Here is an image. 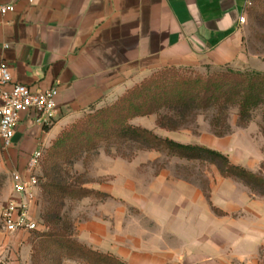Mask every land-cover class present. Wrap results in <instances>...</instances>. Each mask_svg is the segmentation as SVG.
Listing matches in <instances>:
<instances>
[{
  "label": "crops",
  "instance_id": "obj_1",
  "mask_svg": "<svg viewBox=\"0 0 264 264\" xmlns=\"http://www.w3.org/2000/svg\"><path fill=\"white\" fill-rule=\"evenodd\" d=\"M250 1L18 0L0 23V64L10 68L14 83L57 88V113L48 126L32 112L21 113L14 146L3 155L22 170L33 151L67 125L164 68H221L238 61L244 53L239 18ZM149 125L143 124L160 136L194 143L179 131ZM111 161L107 182L92 187L108 200L75 222L80 242L127 264H260L264 199L229 188L230 178L206 194L165 169L139 172L148 161ZM29 233L0 229V264H30Z\"/></svg>",
  "mask_w": 264,
  "mask_h": 264
},
{
  "label": "trees",
  "instance_id": "obj_2",
  "mask_svg": "<svg viewBox=\"0 0 264 264\" xmlns=\"http://www.w3.org/2000/svg\"><path fill=\"white\" fill-rule=\"evenodd\" d=\"M181 71L182 68L167 67L153 73L112 105L80 119L59 134L46 159V176L41 184L44 202L41 219L47 230L38 236L37 244H32L33 264H64L66 260L83 264H127L80 242L72 225L60 217L66 198L84 197L88 192L78 182L64 179L60 175L62 166L78 158L80 153L96 149L100 142L133 144L138 150L207 160L217 166L223 177L238 179L252 192L264 196V177L231 162L223 152L164 138L130 123L136 117L155 114L159 128L178 131L186 128L198 114L213 111L210 121L213 133L224 137L230 133L227 119L231 109L237 110L240 127L248 125L256 109H263L264 121V72L227 68L207 76H193ZM262 132L264 135V126Z\"/></svg>",
  "mask_w": 264,
  "mask_h": 264
},
{
  "label": "rangeland",
  "instance_id": "obj_3",
  "mask_svg": "<svg viewBox=\"0 0 264 264\" xmlns=\"http://www.w3.org/2000/svg\"><path fill=\"white\" fill-rule=\"evenodd\" d=\"M250 2L251 3L248 4L246 8V22L242 30L244 53L238 61L221 68L210 66L199 70L182 68V73L193 76H207L208 74L227 68L240 71L264 72V0H251ZM99 109H94L93 111L85 113L84 116L70 123L65 128L68 129L80 119L93 114ZM262 113V108L256 109L253 111L248 125L240 127L238 126L237 110L231 109L228 112L227 119V123L230 125V133L224 137H217L213 133L210 124L211 118L214 115L213 111L198 114L194 121L187 124L186 128L178 131L180 135H182V138L194 142L191 144L205 145L217 149L226 154L231 162L264 177V135L262 132L264 121ZM136 118H143V120L137 124L133 122ZM136 118L132 119L130 123L135 126L146 128L143 124L150 126L149 122H156L157 115L154 114ZM54 120L52 122H54ZM52 122L48 125H51ZM155 129H159L157 124ZM152 131L155 132V130ZM57 137L43 147L44 154L39 169L40 184L43 183L42 179H45L46 176L45 165L47 155ZM144 151L146 150H138V146L133 144L117 145L109 142H100L96 149L82 152L78 158H74L70 163L64 164L60 175L66 180L69 179L70 182H78V186L82 185L88 192H86V196L84 197L66 198L61 208L60 217L69 222L75 231V222L79 218H86L93 213L95 206L108 200L107 194H100L99 192L101 191L92 187L96 184L107 182L105 173L109 170L112 159L122 158L125 160L139 159L148 161V164H141L137 170L139 172H156L160 171V169H165L170 171L174 176L196 182L206 194L210 192L212 184L217 183L223 177L217 166L207 160H190L178 156H171L166 152L155 150L154 153L145 156L146 154ZM150 162H152V164ZM14 169H18V166H14L10 163L9 156H0V229H2L1 213L12 193L11 173ZM230 179L229 188L235 190L236 188H242L244 191L252 192L242 181L234 178ZM254 195L264 199V196L261 194L254 193ZM43 203L41 192L36 212V218L39 221L40 229L28 234L27 240L30 244H37L36 241L38 240V236L47 230L44 221L41 219V212L44 207ZM30 264H33L32 259ZM42 264H46V262H42ZM260 264H264V245L261 249Z\"/></svg>",
  "mask_w": 264,
  "mask_h": 264
},
{
  "label": "built area",
  "instance_id": "obj_4",
  "mask_svg": "<svg viewBox=\"0 0 264 264\" xmlns=\"http://www.w3.org/2000/svg\"><path fill=\"white\" fill-rule=\"evenodd\" d=\"M17 1L0 0V23L4 16L15 10ZM245 22L246 15L242 14L239 23L242 25ZM57 95L55 87L37 91L25 84L14 83L10 68L0 64V156L14 146L21 113H34L35 121L42 125L55 119ZM43 154L44 148H37L22 170L14 169L11 173L12 193L1 213L2 229L7 235L40 229L33 207L39 203L42 192L39 169Z\"/></svg>",
  "mask_w": 264,
  "mask_h": 264
}]
</instances>
